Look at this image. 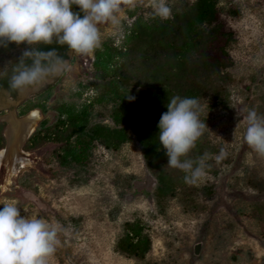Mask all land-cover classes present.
I'll list each match as a JSON object with an SVG mask.
<instances>
[{
  "label": "rangeland",
  "instance_id": "obj_1",
  "mask_svg": "<svg viewBox=\"0 0 264 264\" xmlns=\"http://www.w3.org/2000/svg\"><path fill=\"white\" fill-rule=\"evenodd\" d=\"M193 1L169 0L172 14ZM217 7L231 18L234 39L227 50L232 66L226 70L230 79L224 101L199 100L208 137L218 153L213 156L214 173L206 171L190 195L177 193L156 202L155 178L134 136L115 152L96 145L86 167L69 169L57 167L49 139L34 151L24 148L42 123V130L52 131L54 107L60 103L85 107L92 123L113 125L111 104L96 100L100 84L93 68L96 50L92 55H69V71L36 91L29 89L26 96L0 93L4 147L11 117L22 120L32 111L40 116L22 146L28 164L17 166L12 177L5 165L0 167V209L15 201L22 216L44 218L64 229L49 264H264V233L255 215L264 208V157L243 140L247 111L255 108L264 115V0H218ZM118 15L119 29L99 25L100 48L105 43L120 46L136 21L159 18L149 0H137L134 8L122 5ZM48 87L47 99L38 97ZM136 111L143 121L144 111ZM222 149L226 155L217 161ZM134 220L142 223L152 242L143 260L115 250L123 224ZM199 241L203 246L195 257L193 245Z\"/></svg>",
  "mask_w": 264,
  "mask_h": 264
},
{
  "label": "trees",
  "instance_id": "obj_2",
  "mask_svg": "<svg viewBox=\"0 0 264 264\" xmlns=\"http://www.w3.org/2000/svg\"><path fill=\"white\" fill-rule=\"evenodd\" d=\"M217 1L194 0L170 19L136 21L120 46L105 43L95 51L93 68L100 80L96 100L111 104L112 126L92 123L85 107L60 103L54 107L56 122L52 131L42 130V123L24 148L34 151L49 139L55 164L69 169L86 167L96 145L115 152L134 136L147 169L154 175L156 202L174 198L177 193L190 195L195 185L185 183V173L167 165L168 157L158 140V123L173 96L198 100L208 97L218 103L227 97L230 78L226 70L232 66L227 48L234 34L231 18L217 7ZM52 48L57 46L47 45L40 50ZM7 88L4 80L0 90ZM49 88L38 97L47 99ZM10 93L16 96V92ZM128 96L135 99L130 101ZM137 108L144 111L143 121ZM200 120L204 122L201 114ZM4 148L0 126V150ZM204 153L212 157L218 153L206 129L187 158L195 160ZM212 162L213 158L206 161V171L213 172ZM255 215L264 233V208ZM151 246L144 226L134 220L123 224L115 250L129 259L143 260Z\"/></svg>",
  "mask_w": 264,
  "mask_h": 264
},
{
  "label": "clouds",
  "instance_id": "obj_3",
  "mask_svg": "<svg viewBox=\"0 0 264 264\" xmlns=\"http://www.w3.org/2000/svg\"><path fill=\"white\" fill-rule=\"evenodd\" d=\"M149 2L154 16L171 18L169 0ZM136 4L137 0H0V46H29L18 62L0 68V80L7 82L8 91L24 93L63 75L70 70V60L56 48L43 51L40 45H66L65 55L70 56L92 55L102 46L99 25L110 24L119 29L122 5L134 8ZM72 5L80 11L74 12ZM200 112L197 98L173 96L158 123V140L168 157L167 165L185 173L184 181L189 185H197L206 176V161L213 158L209 153L195 160L187 158L207 127L200 120ZM245 120L243 140L253 152L264 157V115L252 108ZM225 155L222 149L215 159L219 161ZM3 205L0 264H49L60 244L58 234L64 229L44 218L22 216L15 201Z\"/></svg>",
  "mask_w": 264,
  "mask_h": 264
},
{
  "label": "bare ground",
  "instance_id": "obj_4",
  "mask_svg": "<svg viewBox=\"0 0 264 264\" xmlns=\"http://www.w3.org/2000/svg\"><path fill=\"white\" fill-rule=\"evenodd\" d=\"M28 92L25 91L22 96H26ZM39 117L37 111H32L22 120H17L14 116L9 118L11 123L5 133L7 145L0 150V167H7L9 177L15 175L17 166L24 168L28 164L27 154L22 151V146L34 132Z\"/></svg>",
  "mask_w": 264,
  "mask_h": 264
},
{
  "label": "flooded vegetation",
  "instance_id": "obj_5",
  "mask_svg": "<svg viewBox=\"0 0 264 264\" xmlns=\"http://www.w3.org/2000/svg\"><path fill=\"white\" fill-rule=\"evenodd\" d=\"M72 10L74 12H79L80 9L77 5H72ZM81 17L83 16V13H80ZM54 45L57 46V50L58 52L64 56L65 59L69 58V55H65V53L68 51L67 50V46H59L57 44L54 43ZM47 45H40V49L45 47ZM29 46L25 43V44H21V45H16L14 43H11L8 45L7 48L4 47H0V68H3L5 65H10V63H16L18 62L20 56L23 53V50H25L26 48H28ZM4 80H0V84H2ZM47 84V83H46ZM0 93H5L6 95H8L10 98H15V97H11V93L10 91H8L7 89H1ZM28 94V93H27ZM17 95V93H16ZM14 118H16L14 116ZM6 138V137H5Z\"/></svg>",
  "mask_w": 264,
  "mask_h": 264
},
{
  "label": "water",
  "instance_id": "obj_6",
  "mask_svg": "<svg viewBox=\"0 0 264 264\" xmlns=\"http://www.w3.org/2000/svg\"><path fill=\"white\" fill-rule=\"evenodd\" d=\"M1 47V46H0ZM38 88L31 89V91H36ZM29 93V92H28ZM21 97H23L21 95ZM203 243L202 241H199L193 245V255L195 257H198L200 255V252L202 250Z\"/></svg>",
  "mask_w": 264,
  "mask_h": 264
}]
</instances>
